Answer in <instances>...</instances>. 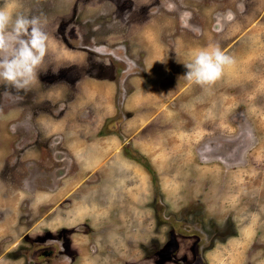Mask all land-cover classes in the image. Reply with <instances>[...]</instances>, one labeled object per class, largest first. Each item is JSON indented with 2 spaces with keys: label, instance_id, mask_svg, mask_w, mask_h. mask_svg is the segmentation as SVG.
Here are the masks:
<instances>
[{
  "label": "rangeland",
  "instance_id": "374dc122",
  "mask_svg": "<svg viewBox=\"0 0 264 264\" xmlns=\"http://www.w3.org/2000/svg\"><path fill=\"white\" fill-rule=\"evenodd\" d=\"M14 12L51 51L0 82V264H264V0ZM209 44L235 63L205 89L183 63Z\"/></svg>",
  "mask_w": 264,
  "mask_h": 264
},
{
  "label": "clouds",
  "instance_id": "9594fccd",
  "mask_svg": "<svg viewBox=\"0 0 264 264\" xmlns=\"http://www.w3.org/2000/svg\"><path fill=\"white\" fill-rule=\"evenodd\" d=\"M14 3L0 0V82L19 93L30 91L38 82L39 70L51 51V38L45 21L14 12ZM188 55L182 77L205 89L235 63L218 44L192 50Z\"/></svg>",
  "mask_w": 264,
  "mask_h": 264
},
{
  "label": "crops",
  "instance_id": "0c3cea01",
  "mask_svg": "<svg viewBox=\"0 0 264 264\" xmlns=\"http://www.w3.org/2000/svg\"><path fill=\"white\" fill-rule=\"evenodd\" d=\"M108 158H111V157H106V159H108ZM111 177V179L113 178L112 176H110Z\"/></svg>",
  "mask_w": 264,
  "mask_h": 264
},
{
  "label": "flooded vegetation",
  "instance_id": "af4514ba",
  "mask_svg": "<svg viewBox=\"0 0 264 264\" xmlns=\"http://www.w3.org/2000/svg\"><path fill=\"white\" fill-rule=\"evenodd\" d=\"M47 252H49V253H50L51 251H47Z\"/></svg>",
  "mask_w": 264,
  "mask_h": 264
}]
</instances>
